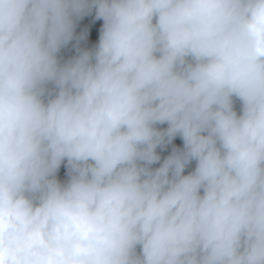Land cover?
<instances>
[{"label": "clouds", "instance_id": "obj_1", "mask_svg": "<svg viewBox=\"0 0 264 264\" xmlns=\"http://www.w3.org/2000/svg\"><path fill=\"white\" fill-rule=\"evenodd\" d=\"M0 264H264V0H0Z\"/></svg>", "mask_w": 264, "mask_h": 264}, {"label": "trees", "instance_id": "obj_2", "mask_svg": "<svg viewBox=\"0 0 264 264\" xmlns=\"http://www.w3.org/2000/svg\"><path fill=\"white\" fill-rule=\"evenodd\" d=\"M103 24L102 20H96L94 13L91 15H87L84 18H82L76 27V36H79L83 32H87V36L85 39L81 40L79 42V47L81 49H92L95 47V45L98 43L99 40V30ZM76 40L74 39L72 42L69 43L68 46L63 48L61 52L59 53V56L62 60H67L72 58L73 56L76 55ZM236 109L239 111V102H236ZM159 128L163 129L166 128L167 125H158ZM182 148L183 147V141L182 139L177 136L171 144L167 145L165 148H158L157 152L161 155V162L163 161L164 158H166L172 151V148ZM159 164L153 165V167H158ZM195 167V161H193L188 168L185 169V174L188 172L192 171ZM58 178L61 181H64L67 179V169L64 164L61 165V168L58 172Z\"/></svg>", "mask_w": 264, "mask_h": 264}]
</instances>
